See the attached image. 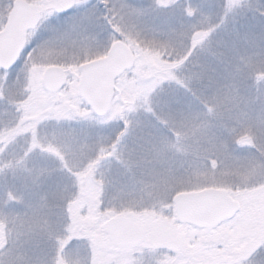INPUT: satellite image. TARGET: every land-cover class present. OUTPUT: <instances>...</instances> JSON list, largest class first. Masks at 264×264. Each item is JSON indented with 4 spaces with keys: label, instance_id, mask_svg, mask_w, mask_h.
I'll use <instances>...</instances> for the list:
<instances>
[{
    "label": "snow or ice",
    "instance_id": "6c2138e0",
    "mask_svg": "<svg viewBox=\"0 0 264 264\" xmlns=\"http://www.w3.org/2000/svg\"><path fill=\"white\" fill-rule=\"evenodd\" d=\"M173 2L156 0L158 7ZM11 7L5 5L4 11ZM41 10L67 21L57 41L38 46L36 36L23 42L10 61L0 53V100L7 99L18 110L19 123L12 131L30 133V144L16 163L40 189L41 207L50 196L43 185H56L66 214L62 221L50 222L37 211L33 220L49 229L60 249L73 243L89 247L87 256L77 249V264H127L126 253L142 239L147 222L144 210L117 207L101 198L98 209L81 213L74 207L78 197L67 194V179L94 174L112 157L131 166L135 153L127 150V141L139 139L142 130L151 128L142 119L144 114L168 127L188 126L182 107L189 97L199 98V84L213 80L207 59L222 55V42L213 39L219 25L166 31L141 27L144 10L130 7L126 0H45ZM194 13L195 9H187L189 16ZM4 42L0 35V46ZM76 118L101 125L119 123L120 127L107 142L101 140L94 147L87 138L62 126V121ZM46 122H52L51 128ZM198 127L208 137L203 158L213 164L210 172L200 175L215 180L218 171L223 175L232 169L231 150L227 141L209 133L207 124ZM257 127L261 158L242 170L237 166L238 179L230 184L200 186L203 190L223 188L225 207L196 233L176 243L172 258L156 264H264V121ZM10 135L7 130L0 132V142ZM237 142L251 144L252 139L242 135ZM157 143L163 140L154 136L153 147ZM36 149L41 156L55 157L59 167L29 168L26 157ZM218 161L223 162V169ZM0 241L6 243L3 232ZM0 264L18 262L0 260Z\"/></svg>",
    "mask_w": 264,
    "mask_h": 264
},
{
    "label": "rangeland",
    "instance_id": "374dc122",
    "mask_svg": "<svg viewBox=\"0 0 264 264\" xmlns=\"http://www.w3.org/2000/svg\"><path fill=\"white\" fill-rule=\"evenodd\" d=\"M42 9L45 0H28ZM14 0H0V30L3 29L11 8L4 6ZM133 8L144 10L139 18L141 27L156 30H191L219 25L213 39L222 42V55L207 59L213 69V80L199 84V98L189 97L182 107L188 126L168 127L147 114L142 116L151 128H145L139 139L127 141L128 151H134V162L129 166L115 157L105 160L95 171L83 175L81 180L68 177V195L78 197L75 208L81 213L98 209L101 198L110 205L144 210L143 242L131 248L125 256L127 264H156L175 255L174 245L187 235L197 232L191 226H180L173 220L174 196L182 189L202 190L201 185L230 184L238 179L237 166L242 170L254 159L261 158L258 150V125L264 121V0H174L168 7H158L156 0H126ZM195 9L193 16L187 9ZM221 20L224 23L221 24ZM67 21L57 15L49 17L41 10L38 26L30 31L27 41L39 36L38 46L57 41ZM0 95L3 92L0 91ZM17 109L7 99L0 100V132L11 133L0 142V232L6 243L0 247V260H16L18 264H77V249L87 256L90 248L73 243L60 249L49 229L34 222L39 215L50 222L63 220V200L56 195L55 184H45L50 196L41 207L40 189L27 178L28 174L16 161L24 155L30 144V133L12 130L19 123ZM208 125L209 133L218 141H227L232 154L231 170L215 180L200 175L210 172L213 164L205 161L208 137L198 126ZM62 126L87 138L94 147L105 142L120 127L119 123L101 125L79 118L64 120ZM51 128L52 122H46ZM177 133L180 135L178 136ZM251 137L252 143L240 144V136ZM163 143L153 147V137ZM29 168L42 164L59 167L58 160L50 155L41 156L40 150L26 157ZM223 169L224 164L218 161ZM219 188V187H213ZM223 189V188H220ZM61 193L63 190H60ZM175 194V195H174ZM173 203L169 206V201Z\"/></svg>",
    "mask_w": 264,
    "mask_h": 264
},
{
    "label": "water",
    "instance_id": "95a60500",
    "mask_svg": "<svg viewBox=\"0 0 264 264\" xmlns=\"http://www.w3.org/2000/svg\"><path fill=\"white\" fill-rule=\"evenodd\" d=\"M37 5L26 0H15L12 5L8 20L0 35L5 37V42L0 46V53L5 61H10L19 51L23 42H26L27 32L36 28L40 17ZM49 68L47 71L51 72ZM224 189L209 188L195 192L178 193L174 196L175 220L179 225H189L199 229L206 220L214 217L225 207L222 199ZM142 239L133 247L140 245L144 240V230H141ZM122 237L121 239H123Z\"/></svg>",
    "mask_w": 264,
    "mask_h": 264
},
{
    "label": "flooded vegetation",
    "instance_id": "af4514ba",
    "mask_svg": "<svg viewBox=\"0 0 264 264\" xmlns=\"http://www.w3.org/2000/svg\"><path fill=\"white\" fill-rule=\"evenodd\" d=\"M14 1H15V0H14ZM26 1H28V0H26ZM28 2H29V1H28ZM29 3H30V4H33V3H31V2H29ZM12 5H13V4H12ZM33 5H35V4H33ZM11 9H12V7H11ZM39 9H40V8H39ZM10 11H11V10H10ZM40 11H41V10H40ZM9 14H10V12H9ZM9 14H8V17H9ZM8 17H7V19H8ZM39 19H40V18H39ZM6 22H7V20H6ZM6 22H5V24H6ZM5 24H4V25H5ZM37 26H38V25H37ZM34 30H35V29H34ZM31 31H33V30H31ZM29 32H30V31L27 32V36H28Z\"/></svg>",
    "mask_w": 264,
    "mask_h": 264
}]
</instances>
